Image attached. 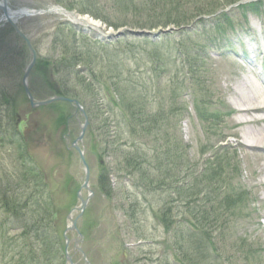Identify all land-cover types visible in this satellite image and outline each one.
Here are the masks:
<instances>
[{"label": "rangeland", "instance_id": "obj_1", "mask_svg": "<svg viewBox=\"0 0 264 264\" xmlns=\"http://www.w3.org/2000/svg\"><path fill=\"white\" fill-rule=\"evenodd\" d=\"M237 1L12 0L16 9L40 6L52 10L47 13V21L38 17L18 21L31 35L28 36L36 49L37 69L39 63L53 59L48 28L63 21L74 24L78 14L95 18L99 9L105 17L101 27L106 29L83 25L92 30L86 41L84 36L67 33L68 51H64L63 60L85 88L80 87L81 101L90 116L82 147L90 171L91 196L87 199L88 193L82 191L87 204L76 222L88 264H264V253L259 252L264 250V147L217 151L223 139L234 145L242 142L236 137L241 131L243 134V129L260 128L237 126L238 121L249 117L239 112L227 117L225 111V106L233 110L239 107L238 85H243L242 78L249 75L239 65L240 54L254 44L244 48L241 44L257 36L254 30L246 35L247 41L243 38L236 46L221 42V33L229 23L237 26L240 22L238 7L230 11L227 8ZM260 2L263 11L258 19L248 15L250 23H264V0ZM57 3L70 15L54 11L60 8ZM218 13L229 15L225 18L229 22L220 26V33L215 32L212 23ZM212 14L213 17H205ZM230 15H235L234 22ZM185 26L188 28L180 36V28ZM109 27L114 34L122 33L124 44H116L118 38L105 40L111 43L106 48L101 45L97 35L108 32ZM260 33L264 35V28ZM140 36L148 38L142 41ZM238 46L242 52L235 55L232 51ZM128 51L139 53L132 56ZM147 51L154 58L146 63ZM24 52V45L12 31L0 42V204L5 194L23 195L13 204L24 211L22 206L26 201L31 205V195L41 187L30 185L37 173L41 174L48 196L39 199L44 212L17 222L4 248L0 247L2 251L7 249L4 261L8 264H15L8 258L17 259L22 248L36 247L37 236H44L47 230H53V239L62 237L83 182L77 155L69 150L80 133L82 121L74 106L59 103L54 113L44 107L32 111L23 130L25 144L14 150L11 139L4 136L14 131L17 119L18 123L24 121V115L31 110L22 89L14 86L18 80L13 67L15 58L19 59ZM123 56L129 58L130 81L123 77L122 67L115 66ZM161 57L166 58L160 64ZM83 67L96 74V87L82 82ZM170 69L176 72L171 73ZM63 71L58 76L60 82L66 81ZM32 88L36 101L45 100L52 93L39 81H34ZM128 89L132 93H127ZM109 90L117 93L112 95ZM112 99L119 107L110 113L105 106ZM121 108L134 112L135 118L130 117L133 123L128 121L127 112H119ZM52 121L55 122L51 127ZM140 142L144 147L132 159L137 162L126 159L124 152L134 153ZM26 150L24 161L30 164L22 166L20 155L24 156ZM102 168L110 173L111 191L107 197L96 181ZM24 180L26 184H22ZM208 194L214 197L209 205L205 198ZM76 217L74 213L72 219ZM3 218L0 209V228ZM200 228L211 231L210 238H206L211 242L198 235ZM67 238L73 241L76 235L70 233ZM179 244L184 250H180ZM212 251L219 260H212ZM68 252L73 264H85L73 253L72 245Z\"/></svg>", "mask_w": 264, "mask_h": 264}, {"label": "bare ground", "instance_id": "obj_2", "mask_svg": "<svg viewBox=\"0 0 264 264\" xmlns=\"http://www.w3.org/2000/svg\"><path fill=\"white\" fill-rule=\"evenodd\" d=\"M218 20V19H217ZM264 28V23L257 21V23L245 26L241 30L234 31L229 34L228 41L231 46H236L245 35L253 34L255 30H262ZM264 39V36H259V34L249 42L251 44H257L258 41ZM255 57H257L255 55ZM263 57V56H262ZM238 101L237 104L240 106V109H236L244 117H250L249 120L241 121L242 125H253L259 126L260 123H264V116H257L256 118H251L253 114H262L264 113V89L260 88L258 85H253L249 81L243 79V85H238ZM240 133L239 139H243L245 143L237 141L235 147L247 146L249 148L255 147H264V125L260 128L254 130L252 128L243 129ZM227 148H232L230 145ZM264 186V181H263Z\"/></svg>", "mask_w": 264, "mask_h": 264}, {"label": "trees", "instance_id": "obj_3", "mask_svg": "<svg viewBox=\"0 0 264 264\" xmlns=\"http://www.w3.org/2000/svg\"><path fill=\"white\" fill-rule=\"evenodd\" d=\"M103 179L104 178H99L98 181L101 182ZM22 208H25V204L22 206ZM162 222L164 223L163 218H162ZM216 225L217 224L215 223L214 226ZM217 227H222V226L219 225ZM183 228L186 229L185 226H183ZM198 233H199L198 235L200 236L202 235L206 239L207 237L210 238L211 231L205 228H200V231ZM46 239L47 240H45V238H40L39 243L36 247L34 246L30 250L26 248H22V252L19 253L17 259L14 260L13 256H11L8 258V260L13 261V263L15 264H62V246L59 242L60 240L58 238L53 239L52 235L51 236L47 235ZM206 240L208 242H211L210 239H206ZM42 248H47L48 251L47 252L43 251ZM179 248L180 250L183 249L182 244H179ZM209 255L212 256L213 261L219 260L218 254H216L214 251L210 252ZM0 264H4V263L0 262Z\"/></svg>", "mask_w": 264, "mask_h": 264}, {"label": "water", "instance_id": "obj_4", "mask_svg": "<svg viewBox=\"0 0 264 264\" xmlns=\"http://www.w3.org/2000/svg\"><path fill=\"white\" fill-rule=\"evenodd\" d=\"M81 137H82V136H80V137L78 138V141L81 139ZM75 149H76V151H77V153H78V155H79V160H80V162H81L83 168L85 169V181H84V184H83V186H82V189H87V184H88V170H87V166H86V164H85L84 156H83L82 152L80 151V149H79L78 147H75ZM79 200H81L80 197H79ZM85 203H86L85 201H82V200H81V205H80L78 208L74 209V210H75V211H79V212H81V211L84 209V207H85ZM71 225H72V226H71V228H70L69 230H76V227H75V221H72ZM79 252H80V250H79ZM66 260H67V262H68L69 264H72L70 258L67 257Z\"/></svg>", "mask_w": 264, "mask_h": 264}]
</instances>
